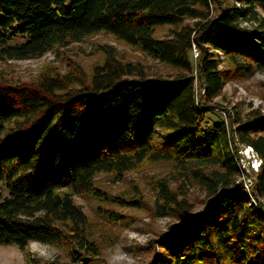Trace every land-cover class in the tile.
<instances>
[{"label": "trees", "instance_id": "trees-1", "mask_svg": "<svg viewBox=\"0 0 264 264\" xmlns=\"http://www.w3.org/2000/svg\"><path fill=\"white\" fill-rule=\"evenodd\" d=\"M161 26L172 29L157 38ZM99 32L176 73L149 77L109 47L77 86L47 73L34 86L0 83V245L65 243L73 263L93 264L99 250L73 196L92 191L99 174L170 161L203 189L204 211L193 218L160 182L157 206L179 222L153 263L264 264V115L221 108L225 117L205 125L226 78L264 71V0H0V60L39 58ZM240 144L262 159L256 205L235 184Z\"/></svg>", "mask_w": 264, "mask_h": 264}, {"label": "rangeland", "instance_id": "rangeland-1", "mask_svg": "<svg viewBox=\"0 0 264 264\" xmlns=\"http://www.w3.org/2000/svg\"><path fill=\"white\" fill-rule=\"evenodd\" d=\"M186 22L192 23L193 20ZM171 29L170 26L157 27L154 36H167ZM19 41L14 39L11 42ZM109 47L115 50L121 61L140 63L149 77L168 78L176 73L174 68L152 59L138 47L128 45L109 33L99 32L79 42L53 47L39 58L0 60V83L34 86L42 73H47L52 76L70 75L76 79L77 86L90 76L92 67L103 60ZM217 55L222 61L223 54L218 51ZM195 85L199 91V84ZM213 103L217 107L207 114L206 127L222 118L221 108L232 113L236 111L243 118L254 110L264 115V71L226 78L220 95ZM163 180L179 199H184L190 206L191 216L203 209V189L189 173L186 176L170 161H146L121 178L99 174L92 191L73 196L87 217L89 237L99 250L93 264H156L153 260L163 255L160 240L169 235L179 222L172 210L162 212L157 206L161 203L159 184ZM7 195L5 185L0 183V198ZM258 202L264 206V198H259ZM30 260L36 264H76L72 262L69 245L65 243L31 241L25 250L15 245H0V264H32Z\"/></svg>", "mask_w": 264, "mask_h": 264}, {"label": "built area", "instance_id": "built-area-1", "mask_svg": "<svg viewBox=\"0 0 264 264\" xmlns=\"http://www.w3.org/2000/svg\"><path fill=\"white\" fill-rule=\"evenodd\" d=\"M193 53L195 56L197 55L196 48H193ZM202 92L203 89H201L200 93ZM221 113L225 117L226 112L222 111ZM237 153L238 154L235 156V162L239 170V176L237 177L235 184L240 185L248 193L250 202L256 205L257 202L252 191L254 188L255 173L259 171L262 159L250 145H238Z\"/></svg>", "mask_w": 264, "mask_h": 264}, {"label": "water", "instance_id": "water-1", "mask_svg": "<svg viewBox=\"0 0 264 264\" xmlns=\"http://www.w3.org/2000/svg\"><path fill=\"white\" fill-rule=\"evenodd\" d=\"M203 211H204V209H202L197 215L193 216V218H195V219L200 218Z\"/></svg>", "mask_w": 264, "mask_h": 264}]
</instances>
